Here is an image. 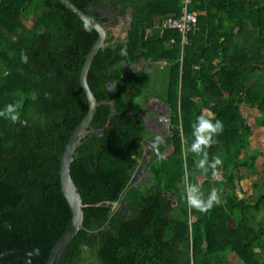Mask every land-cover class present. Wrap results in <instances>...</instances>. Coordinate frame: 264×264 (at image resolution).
<instances>
[{"label":"trees","instance_id":"trees-1","mask_svg":"<svg viewBox=\"0 0 264 264\" xmlns=\"http://www.w3.org/2000/svg\"><path fill=\"white\" fill-rule=\"evenodd\" d=\"M70 1L105 22L107 36L87 74L97 110L70 165L84 219L58 264H264V166L255 167L263 153L248 151L252 126L242 112L256 109L253 122L264 128V0H191L197 22L183 45L179 31L156 27L179 16L182 0ZM120 18L126 35L115 38L108 28ZM97 36L62 0H0V110L19 103L27 121L0 117V254L22 250L45 264L70 222L60 156L88 111L80 72ZM148 64L168 67L157 98L169 108V139L150 147L148 177L136 186L131 171L152 137L136 100L152 90ZM200 115L223 123L205 149L209 163L215 156L222 163L207 171L190 147ZM243 169L257 176L245 189ZM189 184L205 199L217 191L221 203L198 211L187 202Z\"/></svg>","mask_w":264,"mask_h":264},{"label":"water","instance_id":"water-1","mask_svg":"<svg viewBox=\"0 0 264 264\" xmlns=\"http://www.w3.org/2000/svg\"><path fill=\"white\" fill-rule=\"evenodd\" d=\"M62 2L66 8L73 11L84 23H87L88 26L93 28L97 32L98 36L91 50L86 55L85 62L80 72V86L88 100V111L86 115L82 118L80 123L77 125L75 130L71 133L70 138L60 156L61 158L58 175L60 179L61 192L64 195L70 208L71 219L64 233L60 236L53 249L51 250L45 264H58V261L60 260L62 254L64 253L72 239L77 235L83 223V199L79 192V189L71 178L70 165L71 162L75 159V148L81 142V140L88 134L87 128L92 122V119L97 110L98 102L87 83V74L93 58L97 54L98 50L104 43V40L107 36L105 22L98 21L94 17L84 13L82 10L77 8L70 0H62ZM98 10L101 12V17H109V15L107 14L109 13V10ZM153 143L154 140H152V143L150 144ZM147 152H149V149L147 150ZM213 185L216 188L217 181H213ZM106 204L108 205L109 203L107 202ZM13 257H22L26 260L27 264H33V260L30 255L22 250H12L0 254V261Z\"/></svg>","mask_w":264,"mask_h":264},{"label":"rangeland","instance_id":"rangeland-1","mask_svg":"<svg viewBox=\"0 0 264 264\" xmlns=\"http://www.w3.org/2000/svg\"><path fill=\"white\" fill-rule=\"evenodd\" d=\"M110 15V12L107 13ZM113 36L115 38H120V37H124L126 35V23L123 21L122 18L119 19V22L111 27L108 28ZM158 64V63H157ZM165 65V63L160 62L159 66ZM158 67V66H157ZM140 65H135L132 67L133 71H138L140 70ZM154 68V67H153ZM147 71L146 72H150L151 74V78L154 79V84L152 85V90L151 92L149 90H147V92L145 94L139 95L136 100L138 102H141L143 105V111H147L148 116L146 117L145 114L143 116L144 118V122H146L145 128L148 134H151L150 136L152 137H148L145 136L144 137V145H143V151L142 154L140 155V157L137 159V163L135 165V168L131 171V177H132V182L134 185L139 186L141 184L144 183L145 179L148 177V173L145 171L144 165L148 164L150 162V156H149V152H147V150L150 148V146L152 145H156V141L157 138L162 139L164 141L169 139V136H166V134L168 133V128L167 126L170 124L169 121L166 119L165 116H168V111L169 108L167 109V107H165V103L162 102L159 98L162 95L165 94L166 88H167V78H168V67L165 68H157V70H150L151 66L150 64L147 65ZM156 69V67H155ZM110 87V86H109ZM144 97H146L145 101ZM141 110V111H142ZM242 112L244 114V116L247 118V122L250 123V125L252 126V135L250 138V146L248 148V151H252L254 150H261L263 154H261L260 156L257 157L256 159V164L255 167L257 169L258 172H261V167L264 166V128H259L256 127L253 119L255 117V115H257V111L256 109H252L250 107L247 106H243L242 107ZM160 129V130H158ZM157 134H161L160 135H156L154 133ZM163 135V136H162ZM156 138V139H155ZM152 140H154L153 144ZM170 150H166L162 156H166L168 153H170ZM251 152H246V154H250ZM251 155V154H250ZM249 155V156H250ZM139 173V175H138ZM242 181L240 182L241 186L243 185L244 187H251L252 186V182L257 180V176L256 174H251L250 171L243 169L240 173ZM258 175V174H257ZM217 179H220L221 176L220 175H216ZM245 189V188H244ZM239 193V192H238ZM242 196V195H240ZM118 207H120L119 203H114L113 205V210L117 209Z\"/></svg>","mask_w":264,"mask_h":264},{"label":"clouds","instance_id":"clouds-1","mask_svg":"<svg viewBox=\"0 0 264 264\" xmlns=\"http://www.w3.org/2000/svg\"><path fill=\"white\" fill-rule=\"evenodd\" d=\"M107 10V9H105ZM110 12V11H109ZM170 16V15H169ZM197 17V16H196ZM85 29L88 30V25L85 23ZM107 30V28H106ZM150 30V29H149ZM151 33V32H150ZM148 33V34H150ZM186 38V34H185ZM182 41V39H181ZM182 44V42H181ZM185 44V43H184ZM183 45V44H182ZM121 55H127V46L125 45L120 49ZM21 60L24 63H27V55L22 54ZM165 63V62H163ZM35 98V97H34ZM167 107L166 104H164ZM20 104L19 103H9L0 110V117H4L10 120L13 124L19 123L22 126L27 125V121L21 118L20 113ZM168 109V107H167ZM141 112V114H140ZM139 114L143 117L144 114L147 117V111H140ZM144 114H143V113ZM169 121L168 116H165ZM144 119V118H143ZM146 125V122H144ZM170 125V124H169ZM169 125L167 128H169ZM193 136L194 140L191 144V150L195 153H202L203 158L199 161L200 167L207 171L208 168L215 169L217 165L222 163V160L219 156L213 157L212 161L209 163L208 153L205 151L207 147H210L211 144L215 143L213 140V135L219 134L223 130V123L220 120H216L213 123L210 119L206 118L204 115L197 117V122L193 125ZM169 132V129H168ZM167 135V134H166ZM151 147V146H150ZM150 152V148H149ZM139 175V174H138ZM187 192V202L190 206L196 208L200 212H207L214 204H220L221 200L217 191L213 190L207 195V198H204V193L201 192L200 186L198 184H189L186 188ZM241 193L239 192V196ZM35 254H39V249H33Z\"/></svg>","mask_w":264,"mask_h":264},{"label":"built area","instance_id":"built-area-1","mask_svg":"<svg viewBox=\"0 0 264 264\" xmlns=\"http://www.w3.org/2000/svg\"><path fill=\"white\" fill-rule=\"evenodd\" d=\"M191 0H182L183 6L179 16L173 17L167 16L162 18L158 28L159 32L162 34L165 30H177L182 34V44L186 43L185 34L191 30V28L197 22V17L195 13H191L187 11V4ZM150 30H147L146 33H150Z\"/></svg>","mask_w":264,"mask_h":264},{"label":"crops","instance_id":"crops-1","mask_svg":"<svg viewBox=\"0 0 264 264\" xmlns=\"http://www.w3.org/2000/svg\"><path fill=\"white\" fill-rule=\"evenodd\" d=\"M158 130H160V129H158ZM148 133H149V132H148ZM154 134H156L157 136H158V135L161 136V134H157L156 132H155ZM162 136H163V135H162ZM155 139H156V138H155ZM154 144H155V143H154ZM151 146H152V145H151ZM240 264H241V263H240Z\"/></svg>","mask_w":264,"mask_h":264}]
</instances>
